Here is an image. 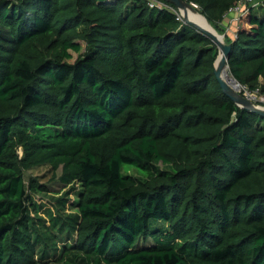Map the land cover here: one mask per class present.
Returning a JSON list of instances; mask_svg holds the SVG:
<instances>
[{"label": "trees", "instance_id": "1", "mask_svg": "<svg viewBox=\"0 0 264 264\" xmlns=\"http://www.w3.org/2000/svg\"><path fill=\"white\" fill-rule=\"evenodd\" d=\"M161 1L0 0V264H264V116ZM186 1L216 24L238 0ZM255 8L227 64L264 93Z\"/></svg>", "mask_w": 264, "mask_h": 264}, {"label": "rangeland", "instance_id": "2", "mask_svg": "<svg viewBox=\"0 0 264 264\" xmlns=\"http://www.w3.org/2000/svg\"><path fill=\"white\" fill-rule=\"evenodd\" d=\"M261 3H262V0H247L245 2H241V3L237 4V6L233 7L228 13L225 14L224 17L229 18L228 23L226 21L225 22L221 21L220 23H216V24H213L211 22L210 23H211L212 27L215 29V32L218 35L222 36L223 42L228 43L227 42L228 37L231 39L235 37L236 30H237V25H235V24L237 22V18L242 13H244L245 10H247L246 8L254 7V9L256 10L257 8H255V7H258L259 5H261ZM190 4L194 5L195 9H198V11L201 12V9L198 5L193 4V3H190ZM165 6L168 7V5H165ZM177 13L182 19V14H181L180 10H178ZM74 57H75V54L73 55L72 59H74ZM239 93L245 97L249 96V95L253 96V98L250 100L251 102L255 101V103H257V104L260 103L259 104L260 106L261 105L264 106V104H262V102H263L262 98L260 96H258L255 91H249V90H247V88L245 86L240 85ZM19 153H21V150H19ZM122 170H123V172H127V173L135 175V176L140 175V172L138 171V169L132 165H129V164H123ZM43 175H45V176L43 178H41V181H44L47 183V186L49 187L51 193H56L58 191L64 190L63 186L58 181H49V178H48L49 174H48V170H47L46 166L32 167L29 170L24 171V178H25L26 183L28 182L30 177L43 176ZM71 197H72V199H74V195H72ZM149 241L150 240H148V242Z\"/></svg>", "mask_w": 264, "mask_h": 264}, {"label": "water", "instance_id": "3", "mask_svg": "<svg viewBox=\"0 0 264 264\" xmlns=\"http://www.w3.org/2000/svg\"><path fill=\"white\" fill-rule=\"evenodd\" d=\"M165 1L174 4L178 8V10H180V12L182 14V21L184 23H188V24L196 27L197 29H199L203 33L207 34L212 39V41L216 44V46L218 48V55H217V57L215 59V62H214V71H213V73L216 76V78L218 79L223 91L227 95H229L232 98V100L239 107L255 111L258 114L264 116V106H260L258 104H254L247 97L241 95L239 93V91H240V83L229 73V66L227 64V59H228V56H229V51L231 50V45L229 43L223 42L221 35H218L217 33H212V32H209V31H207L205 29L200 28L198 25L193 23L187 17L186 12L185 11L183 12V8H184L185 4L190 5V2H187L186 0H165ZM225 69L229 73V78L228 79L233 84L234 90L221 77V72H222V70H225Z\"/></svg>", "mask_w": 264, "mask_h": 264}, {"label": "bare ground", "instance_id": "4", "mask_svg": "<svg viewBox=\"0 0 264 264\" xmlns=\"http://www.w3.org/2000/svg\"><path fill=\"white\" fill-rule=\"evenodd\" d=\"M186 12L187 17L196 25H198L200 28L205 29L209 32L216 33L215 29L212 27L211 23L208 21V19L205 17L204 14L198 11V9H195L194 5H187L185 4L183 8V12ZM221 77L227 82V84L234 90L233 84L230 82L229 73L228 71L222 70Z\"/></svg>", "mask_w": 264, "mask_h": 264}, {"label": "built area", "instance_id": "5", "mask_svg": "<svg viewBox=\"0 0 264 264\" xmlns=\"http://www.w3.org/2000/svg\"><path fill=\"white\" fill-rule=\"evenodd\" d=\"M245 1H247V0H238L235 4H234V6L233 7H235V6H237V4H239V3H241V2H245ZM147 3H148V5L149 6H151V7H154V6H157V7H166L165 5H167L165 2H163V1H159V0H147ZM233 7H231L230 9H229V11L233 8ZM228 11V12H229ZM227 12V13H228ZM178 17L179 18H181L179 15H178ZM256 92V94L258 95V96H260L261 98H262V104H264V93H261V92H259V91H255ZM250 96V95H249ZM246 96L249 100H251L252 98H253V96ZM254 104H257V103H255V101H252ZM260 104V103H259ZM258 104V105H259ZM261 106H263V105H261Z\"/></svg>", "mask_w": 264, "mask_h": 264}, {"label": "crops", "instance_id": "6", "mask_svg": "<svg viewBox=\"0 0 264 264\" xmlns=\"http://www.w3.org/2000/svg\"><path fill=\"white\" fill-rule=\"evenodd\" d=\"M224 16H225V15H224ZM225 21L228 23V21H229V18H228V17H226V18H225V17H223V20H222V22H225ZM235 25H237V22H236V24H235Z\"/></svg>", "mask_w": 264, "mask_h": 264}]
</instances>
